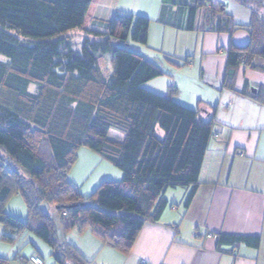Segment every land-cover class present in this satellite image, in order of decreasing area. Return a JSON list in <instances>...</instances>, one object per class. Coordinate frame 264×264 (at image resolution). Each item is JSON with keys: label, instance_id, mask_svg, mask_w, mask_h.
<instances>
[{"label": "trees", "instance_id": "16d2710c", "mask_svg": "<svg viewBox=\"0 0 264 264\" xmlns=\"http://www.w3.org/2000/svg\"><path fill=\"white\" fill-rule=\"evenodd\" d=\"M91 1L0 0L1 239L13 243L32 232L57 264H91L64 241L71 229L88 228L127 254L141 227L158 221L168 206L166 189L189 188L188 207L213 132L212 120L144 86L162 72L128 45L146 43L149 19L118 15L102 25L105 32L86 30L80 49L72 47L68 33L83 27ZM235 1L251 11L252 33L248 44L228 51L229 69L256 68L254 61L264 58V0ZM195 3L191 21L203 7L215 31L235 30L211 0ZM81 147L122 178L102 181L83 196L67 178ZM15 196L26 207V222L5 212ZM217 240L219 247L259 245L256 237ZM7 262L0 257V264Z\"/></svg>", "mask_w": 264, "mask_h": 264}, {"label": "crops", "instance_id": "0c3cea01", "mask_svg": "<svg viewBox=\"0 0 264 264\" xmlns=\"http://www.w3.org/2000/svg\"><path fill=\"white\" fill-rule=\"evenodd\" d=\"M211 1L212 8L221 9H215L217 14L231 17L236 27L232 33L215 31V20L206 23L203 7L191 21L195 0L91 1L86 30L105 32L102 25L118 15L149 19L146 43L129 44L162 72L144 86L214 123L190 205L184 207L189 188L166 189L168 206L158 221L141 227L129 253L121 254L88 228L64 234V241L91 264H264V70L259 68H264V58L254 61L256 68L239 64L229 69L230 48L250 41L252 13L235 0ZM79 156L73 167L79 164L81 170L72 172L71 167L67 178L83 196L90 195L84 188L87 162L106 168L103 179L122 178L121 171L103 165L106 161L100 157L83 152L79 163ZM5 212L27 221L19 197L7 202ZM56 229L60 232L59 223ZM3 233L0 225V257L7 264H31L33 254L41 256L43 264H57L51 248L32 232H21L13 243L1 239ZM220 235L256 237L259 245L219 247Z\"/></svg>", "mask_w": 264, "mask_h": 264}, {"label": "rangeland", "instance_id": "374dc122", "mask_svg": "<svg viewBox=\"0 0 264 264\" xmlns=\"http://www.w3.org/2000/svg\"><path fill=\"white\" fill-rule=\"evenodd\" d=\"M85 34H86V29L84 28V26L81 28V29H78V30H74L72 32H69L68 33V36H69V39H70V44L72 45V47L75 49V50H79L80 49V46L83 44L84 40H85ZM132 43V42H131ZM128 48H130L132 50V47L130 45H128ZM107 56H104V61H105V67L107 68V71L110 72L111 71V63H110V59L108 56V54H106ZM0 58L2 59V56L0 55ZM85 152V153H90L92 155H96V157L99 158V156L95 153H93L92 151H90L88 148L86 147H81L78 152H77V158L78 156L80 157V162L79 163H82L83 161V156H82V153ZM100 161V160H98ZM107 163V164H105ZM75 164V163H74ZM103 165H109V167H113L111 164H109L108 162H103ZM85 170H86V176L89 177L88 178V181L85 183L84 185V188L85 190H90V194L96 189V187L102 182V181H105V180H110V179H103L102 176L103 175H106L107 172H106V168L103 167L102 165H100L99 163L97 162H87L85 165ZM81 170V166L78 164V166H72V169L71 171H80ZM101 176V177H100ZM100 177V178H99ZM105 178V177H104ZM183 189V188H182ZM168 191H172V190H168ZM89 194V193H88ZM177 197V201L180 200V197H181V194L178 193L176 195ZM172 202V201H171ZM172 206V205H171ZM180 206L182 207V205L180 204ZM159 220V219H158ZM209 237V236H208ZM212 237V235H211Z\"/></svg>", "mask_w": 264, "mask_h": 264}, {"label": "built area", "instance_id": "2783aa9c", "mask_svg": "<svg viewBox=\"0 0 264 264\" xmlns=\"http://www.w3.org/2000/svg\"><path fill=\"white\" fill-rule=\"evenodd\" d=\"M208 236L211 237V234H208ZM28 260L31 264H43L42 257L36 254L29 256Z\"/></svg>", "mask_w": 264, "mask_h": 264}]
</instances>
